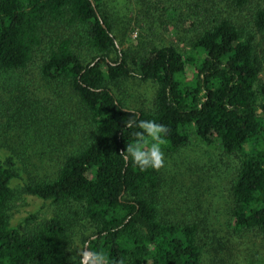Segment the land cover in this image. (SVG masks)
<instances>
[{"label": "trees", "instance_id": "trees-1", "mask_svg": "<svg viewBox=\"0 0 264 264\" xmlns=\"http://www.w3.org/2000/svg\"><path fill=\"white\" fill-rule=\"evenodd\" d=\"M136 1L131 19L109 0H0V264H82L86 243L106 264H205L207 247L209 264H242L240 245L264 242V0H161L158 19L154 0ZM35 65L54 86L46 105L20 90ZM132 79L151 100L132 97ZM149 119L168 128L166 157L200 144L228 161L224 222L200 215L217 165L127 158L139 129L126 124ZM35 156L54 170L33 174ZM23 194L52 215L14 221Z\"/></svg>", "mask_w": 264, "mask_h": 264}, {"label": "rangeland", "instance_id": "rangeland-1", "mask_svg": "<svg viewBox=\"0 0 264 264\" xmlns=\"http://www.w3.org/2000/svg\"><path fill=\"white\" fill-rule=\"evenodd\" d=\"M164 1V0H163ZM136 0H109V6L116 12H119L122 16H124L125 11L129 13L131 11L130 18L135 19V15L142 9L141 4L136 3ZM156 10H152L150 7L149 10L153 14L157 16V19L161 18V12L163 11L162 6L164 3L161 0H154ZM144 13V10H141L140 16ZM165 18V17H163ZM139 28H137L133 22L130 25V28L127 33L126 41L123 47H127L130 43L136 44V39L138 37ZM158 40L163 39L166 42H176V38L173 35H170L168 31L164 29H158ZM118 48H121L118 41ZM142 84V85H141ZM126 90L131 89L133 94V98L137 101H143V98L147 101L151 100V89L150 84L141 83L139 79H132L125 85ZM25 89L33 97H37L38 103L42 105H46L49 102L47 99L52 98L54 99L53 89L54 86L49 84V82L42 80L38 74L37 66H31L28 70V73L24 76L22 83L20 84V90ZM3 95L2 97H4ZM31 96V97H32ZM49 111L50 106L45 107ZM182 155L185 157L183 158L180 155H174L171 157H166L165 155V169L167 170L166 173L174 171L178 166L182 167L183 165L194 161L199 160L200 164H205L211 171H214L213 166L217 165L221 169L217 170L219 173H214L213 185L216 186L215 193L216 196L209 197V201L214 203L213 205H204L202 206L204 209L200 212V215H207L208 216V223L209 228H212V224H216L218 220L224 222V217L226 216V210L223 209L225 202H226V191L225 187L229 182V179H225L222 176L228 174V165L227 160L220 155V152L215 149H211L208 147H204L200 144H193L189 146L187 149L184 150ZM51 157H44L39 160V156H35L32 158L35 163L42 164V168L38 167H30L33 174L35 175H43L45 171L52 172L54 170V164L50 160ZM188 158V159H186ZM185 160V161H183ZM188 160V161H187ZM42 161V162H41ZM183 162V163H181ZM165 170V171H166ZM169 171V172H168ZM22 176L27 178V174L23 172ZM208 197V195L206 196ZM52 206L49 201H44L37 197L23 194L21 198L17 201L15 211H14V221H18L30 214H36L37 221L45 220L52 215ZM219 218V219H218ZM264 242L261 238H253L252 241H244L240 248H246L249 251L248 255H246L242 264H264V246L262 245ZM209 247L205 250V264H209L211 261V256L215 254L212 253L213 251L209 252ZM259 250V252H257ZM84 254V250H83Z\"/></svg>", "mask_w": 264, "mask_h": 264}, {"label": "clouds", "instance_id": "clouds-1", "mask_svg": "<svg viewBox=\"0 0 264 264\" xmlns=\"http://www.w3.org/2000/svg\"><path fill=\"white\" fill-rule=\"evenodd\" d=\"M126 126L127 128L139 129L131 132L132 140L127 144L124 151L133 165L138 166L140 171L159 170L164 167L163 146L167 143V126L150 119L129 121ZM83 256L87 264H106V257L102 253L84 252Z\"/></svg>", "mask_w": 264, "mask_h": 264}, {"label": "water", "instance_id": "water-1", "mask_svg": "<svg viewBox=\"0 0 264 264\" xmlns=\"http://www.w3.org/2000/svg\"><path fill=\"white\" fill-rule=\"evenodd\" d=\"M84 252H90V251L88 250V243H86V245H85ZM82 262H83V264H87V262L84 261V256L82 257Z\"/></svg>", "mask_w": 264, "mask_h": 264}]
</instances>
